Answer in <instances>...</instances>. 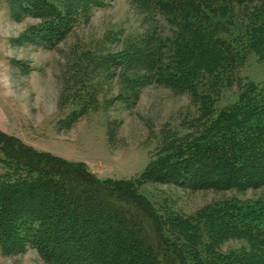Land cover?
Here are the masks:
<instances>
[{
  "label": "trees",
  "instance_id": "obj_1",
  "mask_svg": "<svg viewBox=\"0 0 264 264\" xmlns=\"http://www.w3.org/2000/svg\"><path fill=\"white\" fill-rule=\"evenodd\" d=\"M133 1L172 28L171 35L156 30L147 38L149 56L141 61L152 80L187 87L198 96L204 70L211 77L207 90L217 94L215 84L226 72L228 84H239L240 96L217 116L214 109L205 114L199 133L170 134L141 177L129 180H101L86 163L37 150L0 129V238L27 237L49 264H262L264 196L246 205L217 206L195 218H165L139 187L264 189V84L239 74L249 54L264 62V0ZM26 2L24 10L51 21L40 36L50 47L57 45L69 32L63 9L55 0ZM250 7L255 14L239 27L228 10ZM233 23L237 35L221 37ZM213 218L219 223H211ZM206 238L244 239L259 253L246 257L209 249Z\"/></svg>",
  "mask_w": 264,
  "mask_h": 264
},
{
  "label": "rangeland",
  "instance_id": "obj_2",
  "mask_svg": "<svg viewBox=\"0 0 264 264\" xmlns=\"http://www.w3.org/2000/svg\"><path fill=\"white\" fill-rule=\"evenodd\" d=\"M24 2L29 4L0 0V129L37 150L86 163L101 180L140 178L170 134L199 133L205 114L213 109L218 114L240 96L239 84H228L226 72L215 84L218 95L207 90L211 77L204 70L198 96L187 87L152 80L142 62L149 56L147 38L156 30L171 35L172 28L133 0H55L69 32L52 47L40 36L51 21L37 18L34 9L24 10ZM253 9L228 12L240 27L255 14ZM235 23L220 36L234 38L239 32ZM239 74L263 85L264 62L249 54ZM3 161L0 152V173ZM139 192L158 214L180 219L264 196V189L192 192L154 183L142 184ZM211 223L219 222L213 218ZM212 241L206 238L203 244L246 257L259 253L244 239ZM0 264L49 263L27 237L15 236L0 238Z\"/></svg>",
  "mask_w": 264,
  "mask_h": 264
}]
</instances>
